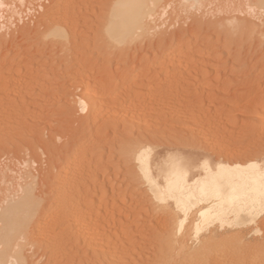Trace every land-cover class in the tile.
<instances>
[{"label": "rangeland", "instance_id": "obj_1", "mask_svg": "<svg viewBox=\"0 0 264 264\" xmlns=\"http://www.w3.org/2000/svg\"><path fill=\"white\" fill-rule=\"evenodd\" d=\"M0 1V195L33 186L49 211L36 222L42 230L35 223L32 236L19 239L29 247L25 264L173 261L187 246L175 244L184 214L155 199L135 156L149 143L216 163L264 155V0H148L155 28L122 42L107 34L121 0ZM54 24L66 29L63 38L49 34ZM87 96L115 117L92 125L95 108L77 104ZM63 162L72 189L62 186L57 197ZM200 217L190 213L180 236L191 238ZM199 241L215 264H264V208L221 237L213 231L204 240L201 232Z\"/></svg>", "mask_w": 264, "mask_h": 264}, {"label": "bare ground", "instance_id": "obj_2", "mask_svg": "<svg viewBox=\"0 0 264 264\" xmlns=\"http://www.w3.org/2000/svg\"><path fill=\"white\" fill-rule=\"evenodd\" d=\"M0 5H2V6L4 5L3 1L2 2L0 1ZM154 12H156L155 11V3L151 2V1H148V0H121L119 2V9L116 10L114 12V14L110 17V21L108 20L109 25L107 27V30H108L107 34L109 36V39L111 40V42L112 41L113 42H122L127 37H129L131 34H133L135 32L137 34H138V32H145L146 34L150 33L153 30V28H155L154 25L153 26L151 25V20L154 19V18L152 19ZM150 18H151V20H150ZM153 23H155V22H153ZM52 25H53L52 23H51V25H49L50 28L52 27ZM54 26H55V24H54ZM54 26H53V29H51L49 31L50 32L49 34L53 33V35L55 34L54 36H59L58 34L65 36V30L66 29H64V27L62 28L59 26H55V28H54ZM50 28H48V29H50ZM47 35H48V33H47ZM61 35L59 37H61ZM143 35H145V34H143ZM63 37H61V38H63ZM105 38H108V37H105ZM130 38H132V37H129L127 39L129 40ZM104 40L106 41L107 39H104ZM107 41H106V43L110 42V41H108V42ZM111 44H115V43H111ZM24 45H25L24 42H19V44H16V46H14V47L16 49H19V48L24 47ZM87 88H88V86H87ZM87 88L85 90H88ZM86 94H88V91ZM89 95L92 96L91 93H89ZM79 97H81V96H79ZM93 97L87 96V97L80 98L78 103H77L79 105L80 109L84 110V112H85V111L89 110V108L91 107V104H92V106H93V103L95 105V103L97 102L96 98H95L96 96L94 97V99H93ZM96 106L100 107V103L98 105L96 104ZM102 107H105V105H103ZM102 107H100V108L94 107L95 108L94 111L93 112L91 111L88 113L87 119L90 121L92 120L91 121L92 125L95 124V121H97L98 118L101 120L102 118H100V117L102 115L106 116V118L108 117V119H110V116H112V115H110L112 113L110 110H108V108L105 109ZM90 109L93 110V108H90ZM112 117H115V116H112ZM93 121H94V124H93ZM94 126H96V124ZM263 127H264V125H263ZM252 128H254V127H252ZM256 129H259V128H256ZM255 132L253 131L254 134H255ZM262 134H263V131H262ZM185 139H182V141ZM137 140H135V141L138 144L139 142ZM135 141L133 142L134 148H135L134 143H136ZM204 141H205V138H204ZM143 142H144V140H143ZM220 142H222V141H220ZM147 143H149V142H147ZM170 143L172 144V142H170ZM137 144H136V147H138ZM141 144L142 143H140V145ZM160 144L153 145V144L149 143V144H145V145L140 146L138 151L136 150L137 154L136 153H134V154H136L135 157L139 163L138 164L139 167H137V168L140 169V172L142 173L143 177L147 180V182L149 184L148 186L150 187V190L152 191V193L155 196V199L158 200V202H165V201L171 200L174 202V210L177 213L184 214V217L180 220L179 226H178L177 231H176V235H178V238L175 237L176 238L175 244L178 245V248L180 247V245L181 246H184L183 244L187 245L186 248H185V246L183 248L180 247L182 249H184V248L185 249L183 251L184 253H182L180 255L178 254L179 258L174 256L175 254L173 253L174 254V255H172L173 261L165 260L161 264H215V262H213V259L210 257V254H209L211 252V246L208 244V242L203 241L200 244H197L198 242H200L199 241V234L201 232L203 233L204 240L209 239L210 234L213 231H215L216 237H221V235L224 233L226 227L229 226L232 222L236 223L237 225L245 224L247 222H251L255 218L256 213L260 212V210L262 208H264V155L255 154V155H253V158L246 164L225 163V162L216 163L214 161V159H212V158H199V159L194 158L191 156L192 151L184 152L181 155H179L177 153H173L170 150V148H168V147L160 148ZM230 144H231V142H230ZM248 144H250V143H248ZM220 145L223 146V143ZM252 145H248V146H252ZM253 146H256V145L254 144ZM261 146H263V145H261ZM227 148L228 147H226L225 150ZM128 149H130L129 151L131 152L132 148L129 147ZM124 150H127V148H125ZM245 150H246V148H245ZM221 151H222V148H221ZM229 151H231V150H229ZM128 152H127V156H132V155H128L130 153V152L129 153ZM233 152L235 154H238V151H237V153L235 151H233ZM231 153H232V151H231ZM244 153L246 154V152H244ZM131 154H133V153H131ZM135 157H133V160ZM64 158H65V155H64ZM129 160H131V159H129ZM64 161H67V160L64 159ZM65 166H67V165L64 164V162H63V163H61V168H60L61 170L59 169L60 170L59 171L60 177H59V180L57 179V181L60 182L61 187L58 188L60 191L56 190L58 192L57 193L55 192V194L58 195L57 197H59V196L61 197L62 192H64L62 190H65V189H63L64 186H66V188H68L67 187L68 184H65L66 180L64 179V178L67 179V177H63V173L65 175V172H63V171H66V170H64ZM136 172H138V171H136ZM135 175H137V174H135ZM136 179H138V178H136ZM102 180H104V178ZM99 181L100 180H98V182ZM66 183H68V182H66ZM74 183H75V181H74ZM102 185H104V184H102ZM28 186H26L23 190H21V192L19 190V191H17L18 193L16 192L13 195L10 194L11 196L7 200H5V199L8 196L6 197V196L0 195V264H25V263H27L26 261L29 260L28 256L30 254L29 255H28V253L25 254V251H27L29 249V247L28 248L26 247L25 249H27V250H25L24 245L22 244V242L19 241V239L28 240L29 237L32 236V235L30 236V233L31 232L33 233V231H30L31 227L33 225L37 224L36 222L39 220V218L43 214H45V213L48 214L47 212H49L48 210L43 211L44 210L43 208L46 207L45 202L42 203L43 204L42 205L41 201H39L37 199L38 195L36 193V190L34 192L32 190V189H34L33 186L31 187L32 189ZM70 188L72 189V187H70ZM70 188H68V190ZM96 188L97 187H95V190H96ZM99 189H100V187L97 188V190H99ZM102 189H105V188H102ZM113 189H114V187H113ZM70 190L68 192L67 191L66 192L69 193V192H71ZM73 190H74V188H73ZM67 193H66V196H67ZM64 195H65V193H64ZM64 195H62V196L64 197ZM68 196H69V194H68ZM64 199H66V198H64ZM61 202L59 201L58 203H61ZM66 202H67V200H66ZM194 211L198 212V214L200 213L201 217L198 218L197 221H194L195 222V226H193L194 227V229H193L194 235L192 234L191 238H189V239L195 238L197 243H194V242L190 243V240L187 239L186 236H180V233H182V234L184 233L183 224H184L185 220L188 219L189 214L194 212ZM44 216L45 215H43V217ZM158 218H160V217H158ZM158 221H160V220H158ZM161 221H162V217H161ZM161 221H160V223L163 224V222H161ZM102 222H104V221H102ZM44 223H45V221H44ZM152 223H153V221H152ZM152 223L150 222V224H152ZM158 223H157V226H159ZM162 224H160V225H162ZM39 225H40V223H38L35 227L37 228V226H39ZM96 225H98V224H96ZM100 226H101V224H100ZM39 227H41V226H39ZM84 227H86V226H84ZM88 227H89V225H88ZM94 227H95V225H94ZM42 228H43V226H42ZM42 228L41 229L37 228L36 230H38V229L42 230ZM96 228H97V226H96ZM85 229L88 231H89V229L91 230V228H89V229L85 228ZM101 229H99V231ZM258 229H260V228H258ZM94 231H97V230H94ZM99 231H97V233ZM41 233H43V231H41ZM83 233L85 234V232H83ZM91 234L95 235V237H96V235H99V234H95V232L93 234V231ZM92 235H91V237H93ZM188 237H190V236H188ZM98 238H99V236H98ZM32 239H34V238H32ZM88 239H89V236H88ZM99 239H101V238H99ZM99 239H97V240H99ZM92 240H90V241H92ZM97 240H95L94 243L98 244L99 241H97ZM161 240L162 239H160V241ZM186 240H189V242H186ZM39 241H41V240H39ZM43 241H41V242L44 243L45 241L44 242ZM44 244H47V243L45 242ZM103 244L105 245L107 243L103 242ZM132 244L134 246V242ZM39 245H38V247L40 248V246L42 244L40 246ZM30 246H33V245H31V243H30ZM49 246H51V245H49ZM49 246L45 245V247H47L46 249H48ZM126 246H127V244H126ZM34 248H36V247H34ZM43 248H44V246H43ZM38 250L39 249L36 248V251H38ZM46 251L48 252V250H46ZM66 251L67 250L62 251V256L65 258L68 256L67 255L68 253ZM44 252H45V249H44ZM178 253H181V250H179ZM175 257L177 259H175ZM136 260H138V258ZM132 261L133 260H130V262H132ZM131 264H133V262Z\"/></svg>", "mask_w": 264, "mask_h": 264}]
</instances>
